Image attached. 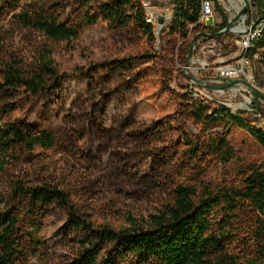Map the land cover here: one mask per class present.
<instances>
[{
    "label": "trees",
    "instance_id": "16d2710c",
    "mask_svg": "<svg viewBox=\"0 0 264 264\" xmlns=\"http://www.w3.org/2000/svg\"><path fill=\"white\" fill-rule=\"evenodd\" d=\"M202 1L172 0L158 72L160 94L175 106L156 120L141 110L146 76L161 58L142 0H0V264H33L30 254L40 251L51 222L60 223L67 251L44 264H264V132L168 86L182 75L175 63H184L194 35L228 24L215 0L221 21L200 23ZM256 9L253 19L264 25V0ZM20 32L42 41L24 53L14 46ZM228 36L233 44L236 36ZM77 40L118 50L74 73L60 71L55 56ZM142 42V51L124 52ZM252 44L250 57L264 47V28ZM234 49L222 46L224 54ZM23 99L27 109L17 104ZM187 122L201 131L188 133ZM225 122L250 136L263 162L245 160L229 132L205 134ZM36 148L62 150L73 161L46 162ZM233 160V177L209 179L214 166ZM100 193L108 204L97 207ZM121 194L148 203V218L119 229L98 223L96 215L118 213Z\"/></svg>",
    "mask_w": 264,
    "mask_h": 264
},
{
    "label": "rangeland",
    "instance_id": "374dc122",
    "mask_svg": "<svg viewBox=\"0 0 264 264\" xmlns=\"http://www.w3.org/2000/svg\"><path fill=\"white\" fill-rule=\"evenodd\" d=\"M147 2V0H145ZM153 5L156 16L158 19H162L158 11L165 12L169 9L172 15V0H149ZM221 7L222 11L227 15L228 21L233 20L237 14L240 12L244 6V0H215ZM248 7L245 13L241 16L240 22L242 23V18L245 23H249L251 18H257L259 13L256 9V0H246ZM239 7L238 11H235L236 7ZM213 18L208 21V25L214 23H219L221 17L219 12L216 10L215 4L213 2ZM163 14V13H162ZM170 23V22H169ZM167 23L163 28L158 31V26L154 27V33L156 35V42L153 49L156 53H159L161 57L156 61L155 65H152V71H150L146 76L145 89L140 98L141 110L148 118H153L156 120L168 117L174 112L175 102L166 94H160V76L159 69L164 59L165 49L167 48L166 33L168 32ZM237 25L235 22L234 26ZM228 34L236 35V33L228 32L222 39L217 40V38L209 39L200 37L197 42H195L194 47L191 52L187 67L185 69L186 73L192 75L193 77L200 79L208 84L222 85L231 80H246L256 89V97L258 103L262 110L264 111V47L256 49V52L250 57L246 54V60L242 61L237 54L240 49L235 40ZM222 37V36H221ZM219 38V37H218ZM41 35L30 33V32H20L14 38V46L16 49L24 51V53H30L35 47V43L41 42ZM223 44H230V48H234V52L230 54H224L222 50ZM146 48L144 42L135 43L127 51L124 52H137L142 51ZM252 49V48H251ZM118 49H113L110 44L104 43L102 41H97L92 43V41H82L77 40L74 44L73 49L64 51L61 55L55 56V64L60 71L67 73H74L81 65H87L88 62L103 60L107 56L113 55ZM163 53H162V52ZM176 53H181L180 49H176ZM188 54V53H187ZM187 57V55H186ZM186 61V58H185ZM184 63L176 62V68L182 71V75L179 77L177 84L175 82H170L168 84L170 89H175L178 91H189L192 92L193 96L202 101L203 103L209 104L214 108L228 109L232 113H239L241 117L247 118L248 121L256 128L261 129L264 132V115L260 111H255L251 106L254 103V97L252 90L249 86L237 82L233 86L224 88L222 90H214L206 87L203 84L195 83L184 73ZM233 64L238 70V75L233 78H225L218 71V67L227 66ZM178 85V86H177ZM179 86H183L184 89H180ZM245 100L249 101L247 107H242ZM18 105L25 104V109L29 107V101L24 99L17 103ZM33 108V106H32ZM41 106L37 107V110L33 114L32 118L35 120L42 119V111H39ZM43 120H46L43 118ZM185 130L190 134H198L201 131V126L197 123L187 122L185 125ZM229 132V137H235L236 146L239 152L243 155L242 157L248 162L261 163L263 162L262 152L256 147L254 141L250 136L241 130H236L231 127L228 123L216 124L205 129V134L210 138L216 139L220 135ZM33 153L39 155L40 158L49 163H56L57 165H64V163L72 162L73 160L67 155L66 152L62 150H50L44 151L40 148H36ZM237 160H233L230 163L222 164L219 163L214 166L210 173L209 179L213 182H220L223 179L233 177L235 171L239 167ZM109 192L107 195H110ZM104 193L98 195L99 199L94 201L98 206L102 207L108 204L107 198L102 197ZM106 195V194H105ZM121 201L118 204V213H112L107 220H104L102 214L96 215L95 219L98 223L106 222L108 225L114 228H123L131 225H141L143 218H148L147 213L152 212L149 208L148 203H135L131 198L120 195ZM126 203L125 205H123ZM127 214L132 216V219H127ZM61 225L60 223L51 222L50 225L43 230L40 234V239L42 244L40 245V251L31 253L30 259L33 264H44L50 259H54L57 256L65 254L67 249L62 241V236H60Z\"/></svg>",
    "mask_w": 264,
    "mask_h": 264
},
{
    "label": "built area",
    "instance_id": "2783aa9c",
    "mask_svg": "<svg viewBox=\"0 0 264 264\" xmlns=\"http://www.w3.org/2000/svg\"><path fill=\"white\" fill-rule=\"evenodd\" d=\"M147 7L150 10L151 14V23L154 24V26H158V31H160L163 26H165L167 23H169L172 19V15L169 12V9H166L165 12L158 11L160 16L163 18L158 19V17L155 15L156 11L153 7V5L150 3L149 0H147ZM213 1L212 0H203L201 2V15L199 18V22L208 25V21H210L213 18ZM163 13V14H162ZM262 19H251L250 22L247 24L242 18V27L239 31H233V33H236V43L239 48H244L246 44H249L251 42V38L254 37L257 33V25L261 23ZM238 23V22H237ZM237 57H239V53L237 54ZM242 61L246 60L244 57H239ZM220 74L225 78H233L238 75V70L236 69L235 65L230 64L227 66H220L217 68Z\"/></svg>",
    "mask_w": 264,
    "mask_h": 264
},
{
    "label": "water",
    "instance_id": "95a60500",
    "mask_svg": "<svg viewBox=\"0 0 264 264\" xmlns=\"http://www.w3.org/2000/svg\"><path fill=\"white\" fill-rule=\"evenodd\" d=\"M247 7H248V3H247L246 0H244V6L240 10V12L237 14V16L233 20L228 21V24L224 28H222V29H220L218 31H215V32L203 31V32H200V33H197L196 35H194V37L192 38V40L190 42L189 48H188V54H187L185 65H184V71H185V69L187 67V64H188L189 58L191 56V52H192V49L194 47L195 42H197L200 37L214 39V38L221 37V36L225 35L228 32H233L234 31L233 28L235 27L234 26L235 22H238L241 19V16L245 13ZM184 73L186 74V77L191 79L193 82L203 84L206 87H208L210 89H214V90H222L224 88H228L230 86H233L237 82H241V83L249 86L251 88V90H252V93H253L254 103L256 104L258 110L264 115V111L260 107V105L258 103V99L256 97V89L248 81L242 80V79H240V80H235L234 79V80H231V81H229V82H227L225 84L216 85V84L205 83L204 81H202L200 79H197V78L193 77L192 75L186 73V71Z\"/></svg>",
    "mask_w": 264,
    "mask_h": 264
},
{
    "label": "bare ground",
    "instance_id": "6f19581e",
    "mask_svg": "<svg viewBox=\"0 0 264 264\" xmlns=\"http://www.w3.org/2000/svg\"><path fill=\"white\" fill-rule=\"evenodd\" d=\"M142 5L145 8L146 21L148 23H151V14H150L149 8L147 7V2L145 0H142ZM238 9H239V7L237 6L235 8V11H238ZM151 24H153V23H151ZM241 27H242V23L239 20L238 23H237V25L233 28V30L234 31H239V30H241ZM263 28H264L263 20H261V23H259V25H257V33H256V35L254 37L251 38V42L249 44H246L244 46V48H239L240 49L239 57H244L245 58L246 52L251 47V45H253L252 44L253 41L256 40L260 36V34L262 33ZM248 104H249V101L248 100H245V102L242 104V107H247Z\"/></svg>",
    "mask_w": 264,
    "mask_h": 264
}]
</instances>
